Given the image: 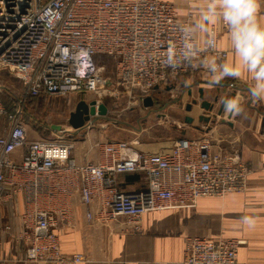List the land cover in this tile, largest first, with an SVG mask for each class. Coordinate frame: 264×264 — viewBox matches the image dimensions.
I'll use <instances>...</instances> for the list:
<instances>
[{
    "label": "built area",
    "instance_id": "built-area-1",
    "mask_svg": "<svg viewBox=\"0 0 264 264\" xmlns=\"http://www.w3.org/2000/svg\"><path fill=\"white\" fill-rule=\"evenodd\" d=\"M191 21V13L179 19L166 0H0V73L22 86L17 99L0 81V249L12 243L29 264L82 262L81 255L61 253L55 233L75 227L76 197L88 208V223L97 215L99 222L123 219L137 230L144 214L247 191L250 169L235 153L215 155L205 137L177 139L169 151L153 154L137 151L136 142L91 140L81 163L72 157L76 136L93 123L78 131L62 127L54 140L27 139V99L90 94L100 103L113 88L139 103L155 102L175 90L176 80L218 73L227 54L215 28L200 44L202 31ZM103 58L112 62V77ZM124 174H140L145 187L122 190ZM241 244L190 238L181 264H241Z\"/></svg>",
    "mask_w": 264,
    "mask_h": 264
},
{
    "label": "crops",
    "instance_id": "crops-1",
    "mask_svg": "<svg viewBox=\"0 0 264 264\" xmlns=\"http://www.w3.org/2000/svg\"><path fill=\"white\" fill-rule=\"evenodd\" d=\"M166 1L174 5L179 19L185 20L187 14H192V28L202 31V35H198L200 44L206 43L207 29L215 28L218 48L227 54L218 73L198 75L193 82L180 79V83L183 80L186 83H183V87L178 85L171 94L178 96L186 89V93L191 90L192 96L190 100L185 96L179 98L181 100L178 101V106L185 108L192 98L198 99L200 89L203 91L204 102H211L216 94L223 97L235 91V98L239 99L240 105L239 111L233 110L230 118L227 117L230 112L227 109L223 119L218 117L216 124L208 132L205 131V126L197 122V116L203 113L199 106L194 107L190 113H180V117L174 120L166 113L176 106L162 107L160 113H157L161 117L158 125L166 123L175 126L180 136L177 139L209 138L215 155L219 150L237 154L251 171L247 179L248 189L244 193H231L223 198L200 199L194 208L144 214L137 224V230L126 225L123 219L117 222H99L97 215L88 223L85 218L88 208L80 204L76 197L72 201L75 227L55 230L61 253L66 256L81 255L84 260L78 264H181L187 239L202 238L211 242L239 239L246 243L238 250V261L241 264H264V99L254 98L250 93L256 82L240 61L232 45L227 24L219 17L211 23H205L201 19L209 0ZM258 3L257 22L264 26V0H258ZM197 25H203V28ZM207 60L210 64L213 62L210 57ZM226 64L239 67L241 77L222 75ZM186 116L195 119L193 125L183 122ZM194 126H199L204 131L195 130ZM91 129L82 130L76 136V140L84 138L80 141L82 144L77 142L83 147L72 152V157L79 163L84 161V152L91 141L84 135L89 134ZM36 140L42 139L35 136L31 141ZM98 140L105 141L102 136ZM163 140L157 145L138 142L135 149L150 154L167 152L175 140L169 137ZM88 158L96 159L94 154H90ZM118 184L128 192L142 189L146 185L140 174L120 175ZM90 210L95 214L98 206L94 204ZM0 264L29 263L23 262L22 250L7 243L0 249Z\"/></svg>",
    "mask_w": 264,
    "mask_h": 264
},
{
    "label": "rangeland",
    "instance_id": "rangeland-1",
    "mask_svg": "<svg viewBox=\"0 0 264 264\" xmlns=\"http://www.w3.org/2000/svg\"><path fill=\"white\" fill-rule=\"evenodd\" d=\"M100 63L106 65V76L112 77V62L103 58ZM0 81L9 90V96H12L10 93L12 92L15 98L19 99L22 92V86L19 80L7 73H0ZM184 82L186 83L185 80L182 83H180V79L176 80L173 86L177 87L178 85H182L180 87H183ZM108 90V93L99 99L107 107L108 115L106 119H97L93 123L94 126L89 131V134L84 135L85 137L91 140H98L102 136L105 141L141 142L144 145H157L160 143L159 141L164 142L163 139H168V137L173 140L180 138L178 130H175V126L173 127V125L166 123L158 125L161 118L158 114L162 107L173 105L176 107L171 108L166 114L172 120L179 118V114L185 112V108L178 106L180 104L177 100L180 101L181 99L179 98L184 96L188 100L191 98L187 96L186 89L183 94L181 92V95L178 94L179 97L167 92L157 95L154 102L155 107L151 110L145 109L142 103H139L135 97H128L125 92L119 90L114 91L113 88H108ZM80 100L90 102L91 100H95V98L92 95L86 94L68 95L59 98L27 99L26 114L24 115L27 139L31 141L37 136L42 140H54L53 134L60 131L62 127H68L67 120L69 114L74 111L77 102ZM82 139L84 138L79 139V141ZM78 143L82 144V142ZM81 144H76L75 149L83 147ZM233 240L241 241L242 244L240 247H243L246 243L244 240Z\"/></svg>",
    "mask_w": 264,
    "mask_h": 264
},
{
    "label": "clouds",
    "instance_id": "clouds-1",
    "mask_svg": "<svg viewBox=\"0 0 264 264\" xmlns=\"http://www.w3.org/2000/svg\"><path fill=\"white\" fill-rule=\"evenodd\" d=\"M258 7V0H209L201 19L205 23H211L219 17L227 24L232 45L256 82L250 93L254 98L264 99V26L257 22ZM197 26L203 28V25ZM222 75L239 78L242 72L239 67L226 64ZM239 105V99L232 98L228 101L227 108L239 111Z\"/></svg>",
    "mask_w": 264,
    "mask_h": 264
},
{
    "label": "water",
    "instance_id": "water-1",
    "mask_svg": "<svg viewBox=\"0 0 264 264\" xmlns=\"http://www.w3.org/2000/svg\"><path fill=\"white\" fill-rule=\"evenodd\" d=\"M187 96H192L191 90H187ZM203 97V91L200 89L198 91V99L192 98L190 103L186 105L185 111L190 113L194 107L199 106L203 113L197 116V122L199 125L205 126V131L208 132L211 130L212 126L216 124L218 117L223 119L225 112L228 109L227 103L232 98L236 97V93L234 91L230 94H226L223 97H221L219 94H216L213 96L211 102H204ZM178 101L179 100H177V102ZM142 106L145 109H152L154 106V100L151 97H147L143 99ZM232 112L233 110H230L229 114L227 115L228 118L231 117ZM107 115L108 109L103 103H99L96 100H91L90 102L80 100L77 102L74 111L69 114L67 124L70 129L78 131L84 128L86 123H94L99 118L106 119ZM194 121L195 119L190 116H186L183 119V122L190 126L193 125ZM220 121L223 122L224 120ZM194 129L198 131H204L199 126H194ZM138 131H140V129H138ZM182 133H184V130Z\"/></svg>",
    "mask_w": 264,
    "mask_h": 264
},
{
    "label": "trees",
    "instance_id": "trees-1",
    "mask_svg": "<svg viewBox=\"0 0 264 264\" xmlns=\"http://www.w3.org/2000/svg\"><path fill=\"white\" fill-rule=\"evenodd\" d=\"M3 101L5 103V105L7 106L8 109H13V102L10 100V98L7 96V98H5V96L3 97Z\"/></svg>",
    "mask_w": 264,
    "mask_h": 264
}]
</instances>
